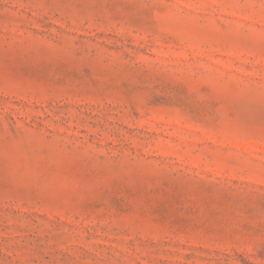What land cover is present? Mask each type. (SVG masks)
<instances>
[{"label":"rangeland","instance_id":"obj_1","mask_svg":"<svg viewBox=\"0 0 264 264\" xmlns=\"http://www.w3.org/2000/svg\"><path fill=\"white\" fill-rule=\"evenodd\" d=\"M0 264H264V0H0Z\"/></svg>","mask_w":264,"mask_h":264}]
</instances>
